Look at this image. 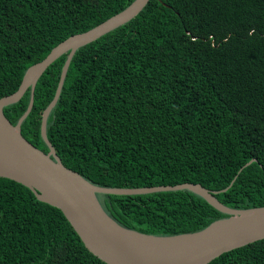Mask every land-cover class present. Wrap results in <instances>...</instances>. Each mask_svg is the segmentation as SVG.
Listing matches in <instances>:
<instances>
[{
    "label": "trees",
    "instance_id": "16d2710c",
    "mask_svg": "<svg viewBox=\"0 0 264 264\" xmlns=\"http://www.w3.org/2000/svg\"><path fill=\"white\" fill-rule=\"evenodd\" d=\"M133 1L0 0V98L60 42ZM68 54L42 74L22 123L46 152L43 114ZM30 98L31 88L4 108L13 124ZM47 135L67 167L99 186L199 183L229 207L264 206V0H149L78 48ZM98 197L118 223L153 235L192 233L229 216L191 189ZM0 264L108 263L60 208L0 177ZM208 264H264V238Z\"/></svg>",
    "mask_w": 264,
    "mask_h": 264
},
{
    "label": "water",
    "instance_id": "95a60500",
    "mask_svg": "<svg viewBox=\"0 0 264 264\" xmlns=\"http://www.w3.org/2000/svg\"><path fill=\"white\" fill-rule=\"evenodd\" d=\"M148 2L134 0L124 10L95 27L63 40L44 59L26 70L15 92L0 98V149L5 150V154L0 156V177L30 187L39 199L60 208L88 249L108 264H208L225 252L264 238V206L247 209L229 207L216 198L215 192L199 183L133 188L99 186L67 167L47 135L48 117L60 97L71 60L78 48L128 22ZM66 52L69 54L57 91L43 114L42 134L49 147L46 152L23 135L22 123L33 108L38 80ZM29 88L31 98L28 108L13 124L4 108L18 102ZM179 189H191L201 194L229 216L192 233L153 235L118 223L104 209L98 197V193L141 194Z\"/></svg>",
    "mask_w": 264,
    "mask_h": 264
},
{
    "label": "bare ground",
    "instance_id": "6f19581e",
    "mask_svg": "<svg viewBox=\"0 0 264 264\" xmlns=\"http://www.w3.org/2000/svg\"><path fill=\"white\" fill-rule=\"evenodd\" d=\"M5 150L4 149H0V156L4 155L5 153Z\"/></svg>",
    "mask_w": 264,
    "mask_h": 264
}]
</instances>
